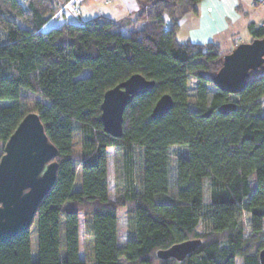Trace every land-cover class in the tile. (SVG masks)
<instances>
[{
    "label": "trees",
    "instance_id": "1",
    "mask_svg": "<svg viewBox=\"0 0 264 264\" xmlns=\"http://www.w3.org/2000/svg\"><path fill=\"white\" fill-rule=\"evenodd\" d=\"M200 1L135 0L132 20L99 15L46 30L69 0H0V157L29 112L39 115L57 149L55 183L33 221L37 258H31L28 230L0 242V264H87L79 257L80 215L92 264H236V258L260 264L264 64L249 73L240 93L219 90L212 77L227 51L215 42L177 37L179 21L197 13ZM127 22L134 27L124 34ZM247 29L252 39L260 38L264 21H250ZM135 73L155 85L127 104L122 133L114 137L100 120L103 94ZM165 93L171 109L150 118ZM226 102H234L235 110L219 113ZM120 207H126L123 244L117 237ZM191 238L201 244L184 260L156 256Z\"/></svg>",
    "mask_w": 264,
    "mask_h": 264
},
{
    "label": "water",
    "instance_id": "2",
    "mask_svg": "<svg viewBox=\"0 0 264 264\" xmlns=\"http://www.w3.org/2000/svg\"><path fill=\"white\" fill-rule=\"evenodd\" d=\"M264 64V35L241 42L222 56L212 83L229 94L240 93L247 85L249 73ZM155 82L135 73L103 94L100 120L103 130L119 137L122 133L123 111L131 100L149 92ZM172 97L165 93L154 103L150 118L158 119L172 107ZM234 102L218 106L219 113L235 110ZM57 149L48 140L39 115L27 113L3 145L0 157V242L28 231L38 205L56 179ZM201 244L200 238L186 239L156 251L159 259L184 260ZM264 264V248L258 252Z\"/></svg>",
    "mask_w": 264,
    "mask_h": 264
},
{
    "label": "rangeland",
    "instance_id": "3",
    "mask_svg": "<svg viewBox=\"0 0 264 264\" xmlns=\"http://www.w3.org/2000/svg\"><path fill=\"white\" fill-rule=\"evenodd\" d=\"M69 3H66L61 9L57 12L59 16H67L68 22L72 23H84L94 19L99 15L110 16V13H113V10H110L108 4L105 3V0H91L88 2H82L80 4H69L73 6V9H69ZM76 6V8H75ZM240 11L241 17L233 26V31L229 35H225L221 38L220 46L223 51L229 52L234 46L241 42H249L252 39V35L247 29V23L249 21H254L257 25H260L264 21V0H240ZM129 22V21H128ZM126 23L123 26L122 32L127 34L133 25L131 23ZM226 52V53H227ZM259 72V71H257ZM264 104V101H263ZM75 144L77 145V137H75ZM1 147V143H0ZM114 149H109L108 154V189L109 196L111 199L115 197V171H114ZM174 156L171 157L172 169L174 167ZM79 173L76 177L77 187L79 186ZM205 187L207 185V180L204 181ZM117 237L119 244H123L126 239V207H120L118 209L117 215ZM242 218L245 220L247 225V217L244 214ZM30 234V247H31V258L36 260L37 258V235H36V224L33 223L29 229ZM90 236L84 233L83 225V215L79 216V257L86 259L87 264H92L90 262L92 255V243H90ZM91 248V249H90ZM64 244L61 242L60 245V254L64 256ZM236 264H241V258H236Z\"/></svg>",
    "mask_w": 264,
    "mask_h": 264
},
{
    "label": "crops",
    "instance_id": "4",
    "mask_svg": "<svg viewBox=\"0 0 264 264\" xmlns=\"http://www.w3.org/2000/svg\"><path fill=\"white\" fill-rule=\"evenodd\" d=\"M88 1L91 0H69L67 3L78 5ZM105 3L113 10L107 17L116 20H132L138 9L135 0H105ZM240 17V0H201L197 5V13H187L179 21L177 37L180 41L198 44L215 42L220 45L221 38L233 31ZM65 22H68L66 15L56 14L44 29L59 27Z\"/></svg>",
    "mask_w": 264,
    "mask_h": 264
},
{
    "label": "built area",
    "instance_id": "5",
    "mask_svg": "<svg viewBox=\"0 0 264 264\" xmlns=\"http://www.w3.org/2000/svg\"><path fill=\"white\" fill-rule=\"evenodd\" d=\"M68 6H69V9H73V6L72 5H69L68 4ZM75 8H76V6H75ZM77 9V8H76Z\"/></svg>",
    "mask_w": 264,
    "mask_h": 264
}]
</instances>
